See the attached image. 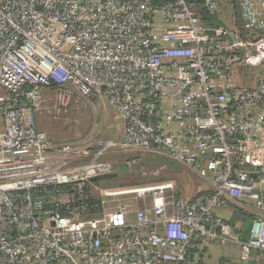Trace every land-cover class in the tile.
Segmentation results:
<instances>
[{
    "label": "built area",
    "instance_id": "2783aa9c",
    "mask_svg": "<svg viewBox=\"0 0 264 264\" xmlns=\"http://www.w3.org/2000/svg\"><path fill=\"white\" fill-rule=\"evenodd\" d=\"M198 5L218 7L0 0V264H198L206 241L239 243L242 264L264 260V0H240L242 28L209 29ZM249 70L250 86L237 77ZM65 84L122 120L117 141L94 147L162 152L209 189L188 199L174 180L92 184L113 164L83 162L92 147L37 128L42 90ZM60 185L92 187L101 211L52 208L72 207ZM227 203L256 215L247 240L220 215Z\"/></svg>",
    "mask_w": 264,
    "mask_h": 264
},
{
    "label": "rangeland",
    "instance_id": "374dc122",
    "mask_svg": "<svg viewBox=\"0 0 264 264\" xmlns=\"http://www.w3.org/2000/svg\"><path fill=\"white\" fill-rule=\"evenodd\" d=\"M233 7L234 5L232 3L226 4V6L222 5L224 14L222 18H224L225 22L229 25L233 24V22L243 24L242 20L238 19L235 15ZM163 27L164 25L162 22L154 25L155 30ZM66 89H69V86L66 87ZM73 92V90L70 92L67 90V93L61 92V95L55 92L56 97H58L59 94V100L56 97L50 98L51 101H47V105L51 102L52 104L54 102L57 104L54 103L52 106H44L45 108L42 109L43 111L38 112V114L35 113L36 124L41 126V128H39H43L42 130H45V133L50 136V138L61 142L73 141V138H76L78 140L80 139L79 142H81V144L91 145L93 147L100 142L110 141L112 139V141H117L116 139L119 138V131H115L117 121L113 116L111 117L105 109L93 108L92 103H96L97 101L92 99H87L89 100L87 101L86 99L78 98L77 94ZM57 108L58 110L60 109L59 113L57 112ZM0 122H2L1 118ZM90 133H92V136L88 138L87 136H89ZM102 146L103 145H99L96 147V150L105 152L97 154L96 156H103L102 159L114 165L113 172L117 173L115 174L116 176L114 175L116 185L132 186L171 178L177 183L178 187L180 186L179 188L182 190L185 198H190L198 191L205 188L201 179L189 168L180 163H176L174 167H169V160L160 157L158 153L149 155L145 150L136 149H114V151L110 152L108 147ZM123 166H126L125 170L122 169ZM147 174H150L148 176H153V178L147 177ZM220 213L221 216L230 218L231 209H222ZM226 252L230 264H242L240 259L241 248L236 242H216L211 244L208 253L204 255L207 256L204 261L213 263L211 262L212 260L214 262L219 260L221 255ZM210 253L211 257L208 256Z\"/></svg>",
    "mask_w": 264,
    "mask_h": 264
},
{
    "label": "trees",
    "instance_id": "16d2710c",
    "mask_svg": "<svg viewBox=\"0 0 264 264\" xmlns=\"http://www.w3.org/2000/svg\"><path fill=\"white\" fill-rule=\"evenodd\" d=\"M215 1L218 5L216 11H210L207 8L203 7L202 5H198L196 7V13L199 16L203 25H205L209 29L224 28V27L233 28L235 26L240 27V28L243 27L244 21H243L242 16H241L240 0H222V1L215 0ZM230 3H232L234 5V7H233L235 10L234 13L238 17V19L242 20L243 24L233 22V24L229 25L228 23L225 22V19L222 18L224 15L222 5L226 6V4H230ZM230 17H231V13H230ZM145 151L149 155H152V153H154V154L158 153L160 157L166 158L167 160H169V162H168L169 167H174L176 165V163H178V162L172 160L170 157H168L167 155H165L162 152H154V151H148V150H145ZM143 164H144V162H143ZM122 169L125 170L126 166H123ZM115 174H117V173L114 172V173L107 175V176H104V177L93 178L91 180V183L99 185V186H103V187L119 186V185L115 184L116 183L114 181V180H116V179H114ZM148 175H150V174H147V177L153 178V176H148ZM164 180H172V179L171 178H165ZM161 181H163V180H161ZM58 188L60 189L61 193L70 194L72 196V202H71L72 207L70 210L67 209L65 204H59V205L53 204L52 208H57L62 214L67 215V214L81 213L82 212L81 215L93 216V215L98 214L101 211V209H102L101 197L97 194L91 193L92 187L90 189L86 190L83 194H77L73 190V185H60V186H58ZM35 191L39 195H45L47 193L46 191H43L42 188H37ZM204 192H206V190L201 191L200 193H198V195L202 194ZM179 194L181 195L180 188H179ZM228 205L231 208V216H230V218H226V219L228 220V223L230 224L231 229L235 233L239 234L241 236L242 240H247L249 238L251 224L254 221V219L256 218V215L253 212H251L250 210L241 208V207L236 206L234 204L229 203ZM85 207H86V209H85ZM255 263L264 264V260L260 256L258 260L253 261V264H255ZM198 264H214V263H207V262L203 261L201 259V256L199 255ZM217 264H230V261L225 259V258H222V259H220L219 263H217Z\"/></svg>",
    "mask_w": 264,
    "mask_h": 264
},
{
    "label": "crops",
    "instance_id": "0c3cea01",
    "mask_svg": "<svg viewBox=\"0 0 264 264\" xmlns=\"http://www.w3.org/2000/svg\"><path fill=\"white\" fill-rule=\"evenodd\" d=\"M244 73V71H239L238 73H237V77H239L242 81H243V83H244V85H248V86H250L252 83H254V81H255V73H253L251 70H249L246 74H243ZM69 86V89H66V87H68ZM71 89V86L70 85H68V84H65L64 86H52V87H46V88H44L43 90H42V98H41V102L38 104V106H37V109H36V113L38 114V112H41V111H43L42 109L43 108H45L44 106H52V105H54V103L52 104V102L49 104V105H47L48 104V102L47 101H51V99L50 98H55L56 96H55V92H58L59 94L62 92H65V93H67V90H70ZM74 94L76 93L77 94V97L78 98H83V99H86L87 100V98H84V97H82L81 95H79L77 92H73ZM59 94H58V97H59ZM51 95H52V97H51ZM61 95V94H60ZM58 97H56V98H58ZM58 100H59V98H58ZM92 100H95V101H97L96 103H92V105H93V108H95V109H101V110H103V109H105L107 112H108V114L112 117L113 116V118L117 121V127H115V131L116 130H118L119 132V138H120V136H121V133H122V130H123V123H122V120H121V118L119 117V115H118V113L116 112V110L115 109H113L111 106H109V104L107 103V102H105L104 100H101V99H99V98H92ZM87 101H89V100H87ZM42 103V104H41ZM55 104H57V103H55ZM55 106H57V105H55ZM99 107V108H98ZM57 112L59 113L60 112V109L58 110V108H57ZM41 128V126H39V124L37 125V128L39 129V130H42V129H40ZM42 131H44V132H46L45 130H42ZM92 133H93V131H92ZM92 133H90V135L89 136H87L88 138H90V136H92ZM95 133V132H94ZM50 137V136H49ZM118 138V139H119ZM52 139V138H51ZM74 140L73 141H64V142H72V143H75V144H79L80 146H85V147H92L91 145H84V144H81V142H79V140L78 139H76V138H73ZM118 139H116V140H118ZM54 141H56V142H61V141H59V140H55V139H53ZM113 140V139H112ZM109 151L110 152H112V151H114V150H110L109 149ZM102 152H105V151H99V150H96V147H92V153H91V155L89 156V157H87V158H85L84 160H83V162H94V161H100V160H104V159H102V157L101 156H96L97 154H100V153H102ZM107 152V151H106ZM95 156H96V158H95ZM109 162V161H108ZM114 166V165H113ZM114 173V172H113ZM112 174V173H111ZM110 175V174H109ZM201 181L203 182V180L201 179ZM203 185H205V188H203V190H200V191H198L196 194H198V193H200L201 191H205V190H208L209 189V187L206 185V183L205 182H203ZM119 186H123V185H119ZM181 191V195L182 196H184L183 195V193H182V190H180ZM196 194L195 195H193L192 197H190V198H193L194 196H196ZM190 198H188V199H190ZM229 203H227L226 204V206H225V208H223V209H231L230 207H229V205H228ZM221 212V210L219 211V213ZM220 215H221V213H220ZM223 217V216H222ZM225 218V217H224ZM253 223V222H252ZM251 226H252V224H251ZM216 242H219V241H216ZM216 242H211V243H209V242H205L204 244H203V246H202V248H201V250H200V256H201V259L204 261V259L207 257V256H204L205 254H207L208 253V250L210 249V245L211 244H213V243H216ZM228 242H231V241H228ZM220 243H227V241L226 242H220ZM238 245L240 246V244L238 243ZM241 248V247H240ZM241 253V252H240ZM208 256H210L211 257V253L208 255ZM222 258H225V259H227V260H229V257H228V255H227V252L225 253V254H223V255H221V258L220 259H222ZM199 259V258H198ZM220 259L219 260H216L215 262L212 260H210L211 262H213L214 264H217L219 261H220Z\"/></svg>",
    "mask_w": 264,
    "mask_h": 264
}]
</instances>
